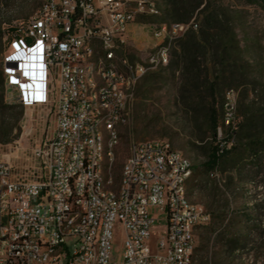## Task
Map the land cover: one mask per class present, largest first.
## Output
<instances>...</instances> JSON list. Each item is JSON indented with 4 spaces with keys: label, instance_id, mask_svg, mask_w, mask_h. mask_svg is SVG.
I'll return each mask as SVG.
<instances>
[{
    "label": "built area",
    "instance_id": "obj_1",
    "mask_svg": "<svg viewBox=\"0 0 264 264\" xmlns=\"http://www.w3.org/2000/svg\"><path fill=\"white\" fill-rule=\"evenodd\" d=\"M158 14L155 0H42L8 29L6 102L45 108L50 128L18 160L0 154V264H195L196 232L212 217L190 197L191 160L158 138L131 145L117 183L113 171L137 82L199 28L138 20ZM146 28L156 43L132 58ZM236 105L231 89L227 125Z\"/></svg>",
    "mask_w": 264,
    "mask_h": 264
},
{
    "label": "rangeland",
    "instance_id": "obj_2",
    "mask_svg": "<svg viewBox=\"0 0 264 264\" xmlns=\"http://www.w3.org/2000/svg\"><path fill=\"white\" fill-rule=\"evenodd\" d=\"M160 14L145 19L150 22H171L165 19V3L155 0ZM42 0H0V66L5 51L8 29L20 21L33 16ZM202 7L221 13L219 29L222 41L213 43L206 51L198 54L196 71L199 79L193 78L187 64L179 63L180 48L177 42L171 48L172 66H156L150 69L136 84L127 101V118L120 126V142L116 149L113 166L116 183L130 147L135 142L151 139H167L172 146L187 156L193 164V174L188 182L192 201L202 204L216 218L218 227L229 226L230 220L243 212L251 213L263 224L241 223L242 235L249 243L235 252L226 247L218 231L208 238L204 229L196 232L195 264H264V154L254 161V167L231 161L221 165L214 173H204L213 140L210 136L209 118H219V139L231 135L237 145L236 159L247 157V146L254 140H264V0H204ZM205 13L196 12L190 21L200 25ZM139 21H145L139 17ZM199 29V28H198ZM128 46L129 53L137 59H145L151 51L147 28L133 34ZM227 49V59L217 56L216 49ZM237 94L234 124L224 120L227 92ZM0 96L6 102L5 89ZM22 112V113H21ZM7 119L20 115V133L9 143H0V154L6 158L23 157L25 152L40 140L50 122L46 109L7 110ZM11 118V119H10ZM247 121L253 129L244 130L239 123ZM2 131L0 137L4 136ZM253 136V137H252ZM16 156H19L16 158ZM214 197L209 198V194ZM218 206H222L218 209ZM220 220V221H219ZM256 227L250 229L249 227ZM122 238L118 234V239ZM121 239L117 251L121 252Z\"/></svg>",
    "mask_w": 264,
    "mask_h": 264
},
{
    "label": "trees",
    "instance_id": "obj_3",
    "mask_svg": "<svg viewBox=\"0 0 264 264\" xmlns=\"http://www.w3.org/2000/svg\"><path fill=\"white\" fill-rule=\"evenodd\" d=\"M165 3V19H171L176 22H189L191 18L194 16L196 12L205 13L202 24H199L198 30H191L184 37H182L178 41V46L180 48V54L178 55L179 63L184 62L187 64V68L190 73H194L193 78L198 80L199 76L197 75L194 68L196 67L197 56L199 53L206 51L213 43L222 41V31L219 29V23H221V13L217 10H209V7H202L204 4V0H163ZM147 18H144V20ZM196 22V21H195ZM14 26H11L9 30H13ZM2 34L0 30V35ZM176 41V42H177ZM216 55L220 56L221 59H227L226 55L227 49L224 48L220 50L216 47ZM218 56V57H219ZM135 58V57H132ZM173 61L170 60L169 64L166 67L172 66ZM0 88L2 90L4 87V76L3 71L0 66ZM22 109L23 107L19 104H6L4 103L3 96H0V134L2 131H5L4 136L0 137V143H9L13 142L17 139L20 133V115L17 118L12 117L10 121L7 119L6 112L7 110L13 109ZM11 119V118H10ZM240 127L244 130L253 129L247 121L244 123H239ZM209 126H210V136L212 137L213 144L210 152L208 153V160L204 163V173L205 174H215L214 171L220 167L221 165H228L231 161L239 162L245 164L246 161L249 162L250 166L254 167V161L259 160L264 154V140H254L247 146L248 156H241L236 159L237 155L235 152L237 151V145L234 142V139L231 135H227L226 137L219 139V118L216 114L210 115L209 118ZM253 137V136H252ZM231 143V144H230ZM230 144V145H229ZM246 165V164H245ZM209 198L214 197V193H210ZM222 206H218V209ZM225 213H219L218 215L213 214V222H210L207 225H202L199 228H203L205 233L204 237L208 238L211 234L218 231V235H220L226 247L229 251L235 252L243 247L244 243H249L250 240L247 236L242 235L239 226L241 223L247 224H263L262 220H258L249 212H243L236 218L230 220L229 226L219 228L218 222L216 218L220 217L222 219V215ZM212 217V214H211ZM212 220V218H211ZM220 221V220H219ZM198 228V229H199ZM250 229H254L256 227H249ZM264 230V229H263Z\"/></svg>",
    "mask_w": 264,
    "mask_h": 264
},
{
    "label": "crops",
    "instance_id": "obj_4",
    "mask_svg": "<svg viewBox=\"0 0 264 264\" xmlns=\"http://www.w3.org/2000/svg\"><path fill=\"white\" fill-rule=\"evenodd\" d=\"M155 43H156V39L153 36L150 37V45H151V47H153Z\"/></svg>",
    "mask_w": 264,
    "mask_h": 264
}]
</instances>
